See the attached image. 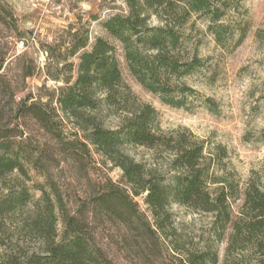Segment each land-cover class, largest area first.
Wrapping results in <instances>:
<instances>
[{"label":"trees","instance_id":"obj_1","mask_svg":"<svg viewBox=\"0 0 264 264\" xmlns=\"http://www.w3.org/2000/svg\"><path fill=\"white\" fill-rule=\"evenodd\" d=\"M126 1L128 14H115L101 23L109 37L97 36L90 44L87 24L71 26L65 38L45 45L43 72L48 79L62 82L46 102L30 97L17 102L20 86L2 72L6 58L0 62V246L4 248L0 264H118L96 241L93 219L120 223L138 235L141 247L143 239L157 248L172 225V203L213 214L219 240L231 227L224 264H264V184H247L243 206L234 216L231 201L240 190L216 173L226 149L218 147L213 158L207 155L205 142L188 128L163 130L157 109L142 101L124 80L118 58L120 48L133 77L164 103L191 109L189 98L197 91L182 79L204 62L197 52L186 56L183 29L198 14L208 18L209 29L222 43L227 28L222 21L241 0ZM152 15L159 24L149 23ZM13 19V9L0 1V21L17 32V24L8 22ZM244 36L243 32L239 41ZM39 72L33 59L21 66L22 79ZM10 102L18 103V111L14 122L3 123ZM204 102L216 111L212 98ZM108 116H115L116 124L107 126ZM27 117L50 136L49 142L21 128L20 119ZM126 145L166 152L167 169L137 161L125 152ZM96 154L121 169L124 183L101 177L93 192L81 200L84 210L70 212L54 170L72 163L80 173L89 174L98 162ZM31 169L44 182L28 186ZM31 188L40 193L37 199ZM139 196L144 197L152 222L141 212ZM10 223L16 224L18 235L12 238V246L7 242L12 236ZM30 240L40 247L29 248ZM172 251L174 260L166 264L219 261L217 249L209 242L193 248L173 246Z\"/></svg>","mask_w":264,"mask_h":264},{"label":"rangeland","instance_id":"obj_2","mask_svg":"<svg viewBox=\"0 0 264 264\" xmlns=\"http://www.w3.org/2000/svg\"><path fill=\"white\" fill-rule=\"evenodd\" d=\"M13 9V21L19 31L0 21V62L5 74L15 85L20 86L17 102L30 97L31 101L46 102L48 94L62 85L48 79L43 72L47 60L44 47L54 40L67 36L71 26L87 25L90 27V44L97 36L109 37L101 23L115 14H128L126 0H0ZM92 16L97 20L92 21ZM223 42L218 43L215 34L209 29L208 18L193 14L183 31L187 36L186 56L197 52L204 65L196 72L184 77L187 85L196 89L197 94L190 96L191 109L174 107L164 103L160 96L145 89L130 73L122 50L118 44V58L126 83L144 102L153 105L159 112V125L165 131L188 128L199 140L204 141L207 155L216 157L218 147L226 149L221 161V168L216 170L239 188V196L232 199L231 208L234 216L238 215L244 203V190L250 181L264 184V0H241L233 5L222 21ZM149 23L157 25L160 20L155 15ZM12 26V25H11ZM245 36L241 41V35ZM20 32V33H18ZM22 38V39H20ZM33 59L41 72L22 79L21 66ZM77 62V59H74ZM212 98L216 102V111H211L204 100ZM10 102L3 113V123L16 117L18 103ZM115 116L105 119L107 126L116 124ZM21 128L36 139L49 142L50 136L30 117L20 119ZM71 127L70 123H67ZM124 150L137 161L148 167L158 165L167 169L169 154L157 149L138 145H126ZM97 163L89 174L77 171L72 163L63 164L54 170V178L64 195L70 212L79 213L82 199L93 192L98 179L111 178L123 184L122 171L96 154ZM31 180L44 182V177L30 170ZM35 199L40 196L31 188ZM141 212L148 221H153L150 209L144 197L136 198ZM172 225L168 235L160 241L157 248L151 242L139 245L133 231L116 222L92 221L91 229L96 241L107 250L110 258L118 264H166L174 260L171 254L173 246L181 248L201 247L210 243L218 251L219 261L224 264L229 227L222 239L214 234L212 226L214 216L199 212L187 206L172 203L169 207ZM16 224H9L12 236L18 238ZM60 233L63 226L59 225ZM11 234V233H10ZM29 248L38 249L39 242L30 240ZM4 248L0 246V255ZM251 264H257L253 261Z\"/></svg>","mask_w":264,"mask_h":264}]
</instances>
